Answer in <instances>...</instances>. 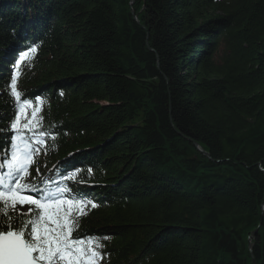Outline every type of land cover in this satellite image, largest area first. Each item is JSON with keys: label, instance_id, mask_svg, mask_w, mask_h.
<instances>
[{"label": "trees", "instance_id": "1", "mask_svg": "<svg viewBox=\"0 0 264 264\" xmlns=\"http://www.w3.org/2000/svg\"><path fill=\"white\" fill-rule=\"evenodd\" d=\"M30 47V186L89 198L99 264H264V0H0V159Z\"/></svg>", "mask_w": 264, "mask_h": 264}, {"label": "snow or ice", "instance_id": "2", "mask_svg": "<svg viewBox=\"0 0 264 264\" xmlns=\"http://www.w3.org/2000/svg\"><path fill=\"white\" fill-rule=\"evenodd\" d=\"M36 51L35 47H30L18 55L13 61L11 80L7 85L14 119L10 122V129L3 130L12 133L10 158L6 154L0 159V169H7L6 172L0 171V264H99L102 242L96 238L82 241L72 235L79 226L77 215L85 214L89 198L79 192L73 195L67 187L58 188L56 193H45L23 182L30 174L35 151L25 129L31 131L40 124V108L33 107V102L39 104L40 101L22 95L18 89V77L21 62ZM29 108L33 109L32 118L22 123ZM40 136H44L42 131ZM43 143L42 139L35 140L37 146ZM75 171L69 168L61 175L72 179L69 173ZM32 192L36 195L33 196ZM24 204L30 206L28 213L17 212L16 216L21 217L17 222L13 213L17 205L22 207ZM96 206L91 202V207ZM28 228L30 231H26Z\"/></svg>", "mask_w": 264, "mask_h": 264}, {"label": "rangeland", "instance_id": "3", "mask_svg": "<svg viewBox=\"0 0 264 264\" xmlns=\"http://www.w3.org/2000/svg\"><path fill=\"white\" fill-rule=\"evenodd\" d=\"M32 111L33 110H31V109H27L26 110V116L22 119V123H24V122H27L28 120H30L31 118H32V116H31V114H32ZM39 113H40V111H39ZM39 113H38V118H39ZM40 126L38 125L37 127H35V128H33V129H37V128H39ZM25 131H29V130H27V129H25ZM32 131V130H31ZM30 132V131H29ZM26 135L27 136H33V138H32V143H35V140L37 139L36 137H34V136H36L35 134H32V133H26ZM30 171H31V169L29 168V173H30ZM30 175V174H29ZM29 175H27L25 178H24V182H26V183H28V182H30L31 181V177L29 176ZM19 209L20 210H22V211H27V209H28V206H27V204H24L22 207L20 206L19 207ZM251 244V243H250ZM252 245V244H251ZM251 248H252V246H251Z\"/></svg>", "mask_w": 264, "mask_h": 264}, {"label": "bare ground", "instance_id": "4", "mask_svg": "<svg viewBox=\"0 0 264 264\" xmlns=\"http://www.w3.org/2000/svg\"><path fill=\"white\" fill-rule=\"evenodd\" d=\"M16 50H17L18 52H20V50L17 49V47H16ZM24 96H25V97H28V98L30 97L29 94H27V95L24 94ZM38 136H39V138H43V136H42V137H41L40 135H38ZM48 184H49V182H48ZM52 186H53V185H52ZM57 186H58V185L53 186V187H51V188H57ZM60 187H61V186H60ZM60 187H58V188H60ZM58 188H57V190H58ZM31 194H32V195H34V194L36 195L35 192H32Z\"/></svg>", "mask_w": 264, "mask_h": 264}, {"label": "water", "instance_id": "5", "mask_svg": "<svg viewBox=\"0 0 264 264\" xmlns=\"http://www.w3.org/2000/svg\"><path fill=\"white\" fill-rule=\"evenodd\" d=\"M255 233H256V231H254V232L251 233V235H250V237H249V240H252V239L254 238ZM251 246H252V245H251L250 242H249V244H248V250H249V251H251ZM252 264H254V261H252Z\"/></svg>", "mask_w": 264, "mask_h": 264}]
</instances>
